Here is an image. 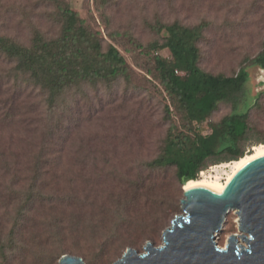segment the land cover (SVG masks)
Wrapping results in <instances>:
<instances>
[{
	"label": "rangeland",
	"instance_id": "rangeland-1",
	"mask_svg": "<svg viewBox=\"0 0 264 264\" xmlns=\"http://www.w3.org/2000/svg\"><path fill=\"white\" fill-rule=\"evenodd\" d=\"M60 1L97 34L104 51L113 46L122 54L130 80L84 83L50 108L32 84L8 79L14 64L0 54V248L8 246L0 264H59L64 255L85 264H116L129 248L143 254L148 244L161 246L164 232L183 214L184 193L174 168L152 171L146 165L162 153L170 123L181 127L183 121L156 79L151 54H171L152 48L167 36L154 28L205 24L200 68L213 75H236L264 45V0ZM61 29L53 0H0V37L29 47L36 31L53 40ZM249 72L251 95L260 97L250 113L245 155L264 145V70ZM231 111V104H221L196 129L210 135L212 124ZM41 153L59 180L52 174L44 180L46 201L29 205L17 225L25 201L14 193L30 184ZM225 164L204 172L225 182ZM237 221L235 212L227 216L218 246L239 233Z\"/></svg>",
	"mask_w": 264,
	"mask_h": 264
},
{
	"label": "trees",
	"instance_id": "trees-1",
	"mask_svg": "<svg viewBox=\"0 0 264 264\" xmlns=\"http://www.w3.org/2000/svg\"><path fill=\"white\" fill-rule=\"evenodd\" d=\"M53 2L62 22L58 38L47 40L36 31L31 45L26 47L0 37V54L9 64H14L7 74L8 79H15V82L23 79L32 84L46 97L50 108H54L68 91L84 83H111L120 77L130 80L122 54L113 46L104 51L97 34L84 25L76 12L60 0ZM206 28L205 24L186 27L177 22L154 28L167 36L162 46L154 44L152 48L168 49L171 54L168 59L151 54L156 79L183 123L181 127L170 123L162 153L146 166L152 171L174 168L183 193L185 185L197 180L209 165L230 163L245 156V144L253 131L250 113L257 107L260 97L251 95L249 69L264 70V45L255 57L244 60L234 76L213 75L202 70L199 43ZM178 72L184 76H179ZM224 103L232 105L231 113L212 124L210 135L200 134L196 125L202 123L206 115L212 116ZM165 112L171 120L170 106H166ZM50 174L54 180H59L56 168L52 169L46 154L41 153L31 169L30 184L25 191L14 193L22 195L25 201L16 215L17 225L29 205L34 207L37 201L41 204L46 201L42 190L47 188L44 180H48ZM7 248L6 245L0 248L2 255Z\"/></svg>",
	"mask_w": 264,
	"mask_h": 264
},
{
	"label": "water",
	"instance_id": "water-1",
	"mask_svg": "<svg viewBox=\"0 0 264 264\" xmlns=\"http://www.w3.org/2000/svg\"><path fill=\"white\" fill-rule=\"evenodd\" d=\"M181 207L161 246L148 244L143 254L129 248L116 264H264V154L244 164L223 192L206 186L184 191ZM231 212L239 233L222 248L216 239ZM59 264L85 262L64 255Z\"/></svg>",
	"mask_w": 264,
	"mask_h": 264
},
{
	"label": "bare ground",
	"instance_id": "bare-ground-1",
	"mask_svg": "<svg viewBox=\"0 0 264 264\" xmlns=\"http://www.w3.org/2000/svg\"><path fill=\"white\" fill-rule=\"evenodd\" d=\"M262 154H264V145L255 147L252 153L246 154L243 158H241L238 161L225 164L226 166L230 167V172L227 174V178L225 182H221L219 178L208 176L205 172H202L197 180H191L185 185L184 191L196 186H206L218 192H223L229 180L244 164H246L247 162L251 161L255 157L260 156Z\"/></svg>",
	"mask_w": 264,
	"mask_h": 264
}]
</instances>
